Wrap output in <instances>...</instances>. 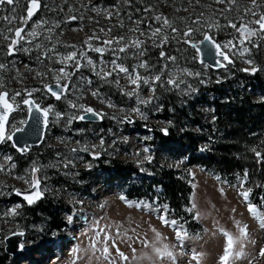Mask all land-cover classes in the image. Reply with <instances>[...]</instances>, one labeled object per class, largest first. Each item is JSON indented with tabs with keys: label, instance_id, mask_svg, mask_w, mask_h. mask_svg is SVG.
<instances>
[{
	"label": "rangeland",
	"instance_id": "obj_1",
	"mask_svg": "<svg viewBox=\"0 0 264 264\" xmlns=\"http://www.w3.org/2000/svg\"><path fill=\"white\" fill-rule=\"evenodd\" d=\"M22 1L0 3V93L23 108L9 133L26 122L29 97L48 110L49 127L45 152L33 148L25 160L10 139L0 146V264H264V209L245 191L255 193L262 178L248 167L228 184L192 166V209L203 231L188 234L167 215L146 161L175 154L155 144L175 113L184 132L198 131L184 118L190 113L216 120V102L229 97L215 81H234V98L264 101V0H46L33 18ZM207 34L231 59L220 58L219 70L199 62L195 45ZM250 71L262 81L249 83ZM67 79L66 94L53 99L46 86ZM164 93L177 102L168 111ZM115 161L145 165L113 178ZM35 185L37 197L68 206L59 209L67 229L52 237L43 220L22 227L25 203L15 191ZM128 185L152 188L129 197ZM20 231L27 239L12 260L7 238Z\"/></svg>",
	"mask_w": 264,
	"mask_h": 264
},
{
	"label": "trees",
	"instance_id": "obj_2",
	"mask_svg": "<svg viewBox=\"0 0 264 264\" xmlns=\"http://www.w3.org/2000/svg\"><path fill=\"white\" fill-rule=\"evenodd\" d=\"M33 1L35 0H25L22 1L21 4H23L27 11L28 6L30 10ZM39 1L41 4L46 2V0ZM10 2H13V0H0V3ZM28 12L29 11H27V14ZM192 50L194 53H197L194 47ZM218 74L223 75L224 73L220 70ZM232 75L237 79L234 68ZM251 77L255 80L262 81L256 71H250L248 73L249 83H251ZM233 82L234 81L214 82L220 86L225 95L229 97L228 103L224 101V103H220V107L216 102L218 107L217 110L221 113L214 121L216 127L210 130L198 129V131L190 127L187 131L189 135V139L187 138L188 140L183 139L182 132L184 131L175 127L176 125H168L165 127L166 129H158L155 144H166L170 149H173L175 154H171L166 160H160L155 157L146 160L148 162L150 160L154 163L155 185L163 189L160 196L164 198L165 203L168 205L170 214L177 220L185 223L191 234L203 231V225L196 219L195 212L192 209L193 178L190 168L194 165L211 170L212 173L220 175L223 180L231 183L235 182V177L237 178L238 174H243L245 168L249 167L253 178H262L261 185L257 187L255 193L250 188L249 190L253 202L264 209L261 204V202L264 201V117L262 116L264 115V101L262 103H252L249 101L250 96L247 97L244 95H236L234 98L233 95L236 93L231 90ZM227 88L229 90H227ZM239 92L240 91H237V94ZM164 94L163 108L168 111V106H174L177 102L173 100V95H170V93ZM223 106L225 108L222 109ZM20 116L21 112L18 111L14 113L12 117H14V120H17ZM174 118L175 121L181 123L182 117L179 114L175 113ZM184 118L185 120L186 118L190 119L189 115ZM199 135H204L205 138L199 139ZM167 139L169 141H167ZM178 139L181 140L178 142ZM40 147H43V145ZM40 147L37 152H45V150H42ZM257 152L261 153L262 157L260 159H263L262 161L260 159L257 161ZM27 158V155H19L18 160L22 161ZM186 161V167L182 164L178 168L175 164L176 162L185 163ZM115 163H117L115 173L117 176L113 178L120 177L122 172H130L132 169L138 172L137 169L145 165L144 161L134 162L138 163L139 167L129 163L125 164L121 161H115ZM129 186L131 187L129 188ZM151 188V185H149V187L145 185H128L127 194L129 197L140 196L143 192L141 189H147V191H149ZM19 198L25 203L24 210L26 209L25 212L27 214L26 221L22 222L24 230L27 231L30 225L37 224V222L41 220L45 223L43 230H46L48 233L50 232L51 237L55 235L57 231L61 232L67 229L68 221L61 216L59 210L61 208H68L67 205H62V203L58 201L55 202L51 197L43 194L37 197L33 202H29L21 196ZM177 213L182 214L183 219ZM26 233L28 235V232ZM5 262L1 264H5Z\"/></svg>",
	"mask_w": 264,
	"mask_h": 264
},
{
	"label": "water",
	"instance_id": "obj_3",
	"mask_svg": "<svg viewBox=\"0 0 264 264\" xmlns=\"http://www.w3.org/2000/svg\"><path fill=\"white\" fill-rule=\"evenodd\" d=\"M41 2L35 0L31 3L28 12L29 17L33 18L41 10ZM260 24L263 26L262 21ZM199 62L208 64L211 68L219 70L225 65L219 61L220 58L231 61L229 54L223 52V49L216 41L211 39L207 34L205 38L195 45ZM69 80L62 83H51L46 86L47 91L52 95L53 99L60 100L68 89ZM24 105L28 110V117L23 128L16 129L9 133V125L12 114L18 107L11 101L9 91L0 93V146L8 138L13 142L14 148L21 154L26 155L31 149L40 147L44 144L49 127V112L44 106L38 104L33 97H29L24 101ZM39 185H35L32 189H17L16 194L26 200L35 201L38 195ZM18 238L16 245L12 246L11 241ZM27 239L26 231H20L7 238L9 246L6 248L8 254L16 255L23 249V242Z\"/></svg>",
	"mask_w": 264,
	"mask_h": 264
},
{
	"label": "bare ground",
	"instance_id": "obj_4",
	"mask_svg": "<svg viewBox=\"0 0 264 264\" xmlns=\"http://www.w3.org/2000/svg\"><path fill=\"white\" fill-rule=\"evenodd\" d=\"M87 51H91V49H87ZM190 110L194 112L195 111V107H190ZM196 110L198 111L199 114L204 115L203 112H202V109H196ZM189 118L190 119L186 118V121H189V122L194 121L195 122V125H196V127L198 129H201V130H210V129H213L214 127H216V123H214V121H210V120L205 119V116H203L202 118H199L195 114L190 113L189 114ZM196 119H197V121H196ZM170 125H176L175 127H178V128L183 127L182 122L180 123V122L175 121L173 119H172V124H170ZM182 135H183V139H186V140L189 139V135H188L187 132H182ZM198 138L199 139H203V138H205V136L204 135H202V136L199 135ZM180 140L181 139H178V142ZM11 256H13V259L12 260H14L16 257H19L20 255L19 254H16V255H11Z\"/></svg>",
	"mask_w": 264,
	"mask_h": 264
},
{
	"label": "flooded vegetation",
	"instance_id": "obj_5",
	"mask_svg": "<svg viewBox=\"0 0 264 264\" xmlns=\"http://www.w3.org/2000/svg\"><path fill=\"white\" fill-rule=\"evenodd\" d=\"M9 93H10V92H9ZM10 99H12V98H11V95H10ZM25 100H26V99H24V100L22 101V105H23V106H25V105H24V101H25ZM13 103L18 107V109H17L16 112H18V111H19V112H22V111H23V108H22L21 106H19V105H18L17 103H15L14 101H13ZM20 104H21V103H20ZM16 112H15V113H16ZM25 112H27V117H28V110H27V107H26V106H25ZM13 114H14V113H13ZM13 114H12V116H13ZM12 118H13V117H11V120H12ZM11 120H10V122H11ZM23 126H24V125H23ZM22 128H23V127H22ZM16 129H20V128H16ZM16 129H15V130H16ZM15 130H14V131H15ZM12 132H13V131H11L10 133H12Z\"/></svg>",
	"mask_w": 264,
	"mask_h": 264
}]
</instances>
